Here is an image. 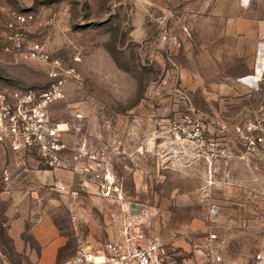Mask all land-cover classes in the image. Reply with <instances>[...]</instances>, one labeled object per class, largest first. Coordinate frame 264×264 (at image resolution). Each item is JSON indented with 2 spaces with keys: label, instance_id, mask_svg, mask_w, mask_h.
Wrapping results in <instances>:
<instances>
[{
  "label": "rangeland",
  "instance_id": "rangeland-1",
  "mask_svg": "<svg viewBox=\"0 0 264 264\" xmlns=\"http://www.w3.org/2000/svg\"><path fill=\"white\" fill-rule=\"evenodd\" d=\"M263 34L264 0H0V90L48 85L49 65L26 52L34 41L81 74L52 107L61 162L23 153L67 189L6 195L0 175V264H35L30 219L44 211L66 238L56 264H76L81 235L137 226L164 242L167 264H264V151L237 132L264 100ZM186 98L222 152L164 162Z\"/></svg>",
  "mask_w": 264,
  "mask_h": 264
},
{
  "label": "built area",
  "instance_id": "built-area-1",
  "mask_svg": "<svg viewBox=\"0 0 264 264\" xmlns=\"http://www.w3.org/2000/svg\"><path fill=\"white\" fill-rule=\"evenodd\" d=\"M18 17L25 19L26 15L19 14ZM12 38L17 46L22 45L18 33ZM26 52L29 57L49 65L50 81L40 89L7 86L0 90V147L3 150L36 153L49 164H59L60 153L68 148V142L64 135L66 128L55 120L52 107L65 96L68 80L77 79L81 74L75 65L53 55L40 41L32 42ZM74 59L78 62L81 56L77 54ZM260 59H263L264 71V34L258 47L257 64ZM185 103L186 109L170 121L164 162L210 158L222 152L219 141L207 135L199 112L187 98ZM237 132L248 151H264V100L260 112L239 125ZM1 174L4 186L17 182L11 162L2 166ZM53 185L67 189V183L61 178L54 179ZM76 194L77 190L72 191V195ZM215 235L212 234L213 237ZM165 252L164 242L154 233L139 226L127 227L122 235L103 242L91 234L79 236L76 264H167ZM261 256L262 253H258V257Z\"/></svg>",
  "mask_w": 264,
  "mask_h": 264
},
{
  "label": "crops",
  "instance_id": "crops-1",
  "mask_svg": "<svg viewBox=\"0 0 264 264\" xmlns=\"http://www.w3.org/2000/svg\"><path fill=\"white\" fill-rule=\"evenodd\" d=\"M23 160V152H15L11 149L3 150L0 147V175H2V166L7 162H11L13 164L14 174L17 176V182L3 190V193H6V195L14 196V194L20 192L23 197L26 195L25 193H34L41 184L54 186V179L60 178L61 172L57 167H29ZM21 217L25 219L24 214ZM30 220L29 232L36 244V249L32 250L34 253V263L56 264L58 252L66 241L64 234L60 231L51 215L46 211L38 212ZM19 234L23 236L21 232L17 236ZM26 243L24 240L16 241L17 248L20 249L21 246L26 247Z\"/></svg>",
  "mask_w": 264,
  "mask_h": 264
},
{
  "label": "bare ground",
  "instance_id": "bare-ground-1",
  "mask_svg": "<svg viewBox=\"0 0 264 264\" xmlns=\"http://www.w3.org/2000/svg\"><path fill=\"white\" fill-rule=\"evenodd\" d=\"M262 58V57H261ZM263 62V59H260V61H259V63L256 65V69H255V72H257L258 71V67H259V69H260V71H261V74H262V63ZM248 76H250V75H248ZM248 76H246V77H244V78H247ZM243 78V79H244ZM243 79H242V81H243Z\"/></svg>",
  "mask_w": 264,
  "mask_h": 264
}]
</instances>
